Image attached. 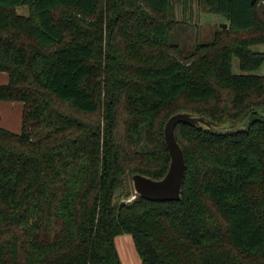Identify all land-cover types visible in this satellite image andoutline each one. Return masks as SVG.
<instances>
[{
  "label": "trees",
  "instance_id": "1",
  "mask_svg": "<svg viewBox=\"0 0 264 264\" xmlns=\"http://www.w3.org/2000/svg\"><path fill=\"white\" fill-rule=\"evenodd\" d=\"M201 1L229 28L185 54L172 0H0V102L23 105L21 132L0 128V264H122L124 234L141 264H264L257 113L178 125L181 201L123 202L128 178L167 175L173 116L264 112V0Z\"/></svg>",
  "mask_w": 264,
  "mask_h": 264
},
{
  "label": "rangeland",
  "instance_id": "2",
  "mask_svg": "<svg viewBox=\"0 0 264 264\" xmlns=\"http://www.w3.org/2000/svg\"><path fill=\"white\" fill-rule=\"evenodd\" d=\"M172 14L171 19L174 21V31L171 35L172 42L176 44L183 53L189 54L194 52L197 46L212 43L220 33V31L228 30V22L216 14L209 12L207 6L201 0H172ZM21 15L28 16V8H21L18 10ZM223 25H227V29H223ZM254 52L264 54V45L254 46ZM232 71L234 74H241L239 61L234 58L232 63ZM259 76H264V63L259 71L256 72ZM14 107V111L7 112L6 109L0 108V118L6 123H0V126L17 132L22 130V114L23 105L18 103ZM8 113V114H7ZM100 115L94 116L91 120L94 122L99 120ZM12 120H15L16 125ZM252 119L247 123L246 129L250 126ZM1 122V121H0ZM21 132V131H20ZM127 188L132 191V183L130 178L127 180ZM132 195L129 199H124L125 204H130L137 199V196ZM127 203V201H131ZM116 250L118 252L122 264H141L140 258L136 251V247L132 236L124 234L115 238L114 240Z\"/></svg>",
  "mask_w": 264,
  "mask_h": 264
},
{
  "label": "water",
  "instance_id": "3",
  "mask_svg": "<svg viewBox=\"0 0 264 264\" xmlns=\"http://www.w3.org/2000/svg\"><path fill=\"white\" fill-rule=\"evenodd\" d=\"M254 4V2H253ZM227 29V25H223ZM264 118L263 110L251 112L241 122L216 124L205 118L191 114H178L173 116L165 127V142L171 158L167 175L160 181L135 175L132 177L134 194L151 202H179L181 201L182 189L186 178V160L183 150L177 142L176 128L178 125L198 127L213 133L226 134L236 131H245L247 123L255 114Z\"/></svg>",
  "mask_w": 264,
  "mask_h": 264
},
{
  "label": "crops",
  "instance_id": "4",
  "mask_svg": "<svg viewBox=\"0 0 264 264\" xmlns=\"http://www.w3.org/2000/svg\"><path fill=\"white\" fill-rule=\"evenodd\" d=\"M8 82H9V76L7 74H5V73H0V86L6 85V84H8ZM16 104L18 105V103L0 102V108L6 109L8 113H9V111L12 110L11 111V113H12L14 111V107L13 106H15ZM22 116H23V114H22ZM0 121H1L0 123H2V122L6 123V121L1 119V118H0ZM12 122H13V124H9L8 127L10 128V125H16V127H17V122L15 123V120H12ZM0 128L6 129L8 131H11V130L7 129L6 127H3V126H0ZM19 129L20 130H18L17 132H13V131H11V132L19 134L20 131H21V128H19Z\"/></svg>",
  "mask_w": 264,
  "mask_h": 264
},
{
  "label": "built area",
  "instance_id": "5",
  "mask_svg": "<svg viewBox=\"0 0 264 264\" xmlns=\"http://www.w3.org/2000/svg\"><path fill=\"white\" fill-rule=\"evenodd\" d=\"M135 196H136V195H135ZM135 196H134V197H135ZM135 198H136V197H135ZM132 200H133V199H131V201H127V203H130V202H132Z\"/></svg>",
  "mask_w": 264,
  "mask_h": 264
}]
</instances>
